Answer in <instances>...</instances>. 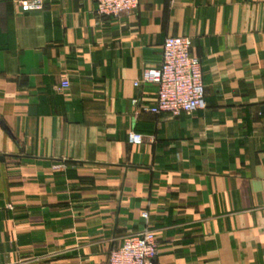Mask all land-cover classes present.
<instances>
[{
	"label": "crops",
	"instance_id": "1",
	"mask_svg": "<svg viewBox=\"0 0 264 264\" xmlns=\"http://www.w3.org/2000/svg\"><path fill=\"white\" fill-rule=\"evenodd\" d=\"M23 1L0 0V264H107L146 226L155 264H264V0ZM168 36L206 109H145Z\"/></svg>",
	"mask_w": 264,
	"mask_h": 264
},
{
	"label": "built area",
	"instance_id": "2",
	"mask_svg": "<svg viewBox=\"0 0 264 264\" xmlns=\"http://www.w3.org/2000/svg\"><path fill=\"white\" fill-rule=\"evenodd\" d=\"M95 13L98 17L120 16L132 12L139 0H96ZM43 0L21 2L23 11L41 10ZM162 61L159 66L143 70L142 79L137 80L158 85L157 100L153 106L145 107L155 114L167 113L180 116L207 108L206 87L203 80L201 58L192 53L193 41L189 36H168L163 43ZM70 85L63 78L61 87ZM144 136L136 131L129 133L132 144H141ZM148 218V212H143ZM159 245L153 229H144L126 235L120 246L113 248L107 264H155Z\"/></svg>",
	"mask_w": 264,
	"mask_h": 264
},
{
	"label": "water",
	"instance_id": "3",
	"mask_svg": "<svg viewBox=\"0 0 264 264\" xmlns=\"http://www.w3.org/2000/svg\"><path fill=\"white\" fill-rule=\"evenodd\" d=\"M4 159V156L0 155V160H3Z\"/></svg>",
	"mask_w": 264,
	"mask_h": 264
}]
</instances>
